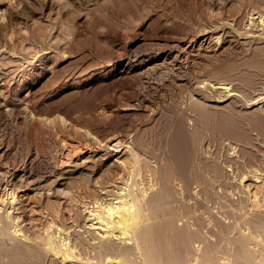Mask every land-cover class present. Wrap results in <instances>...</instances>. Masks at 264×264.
<instances>
[{
  "label": "rangeland",
  "instance_id": "1",
  "mask_svg": "<svg viewBox=\"0 0 264 264\" xmlns=\"http://www.w3.org/2000/svg\"><path fill=\"white\" fill-rule=\"evenodd\" d=\"M258 10L264 11V0H0V141L6 146L3 157L19 167L29 156L41 159L49 166L38 175L46 174L47 182L51 183L58 172L59 156L70 147L73 153H78L104 144L109 152L93 176L84 167L75 169L78 171L74 177L68 179L70 192L59 189L58 194V189L52 188L53 201L40 214L33 215L38 219L22 217L14 208L12 218L0 203V226L8 232L6 237L0 235V264H19L8 257L9 249L24 253L23 264H63L29 240L16 237L14 224L18 223L31 235L37 232L44 236L54 226L55 234L58 228L63 229V235L83 232L89 214L86 206L93 205L95 192L93 184L87 185L88 179L106 173L120 174L117 159L128 160L130 144L142 147L146 155L162 166L175 161L187 177L191 176L189 168L194 164L205 178L191 185V195L181 197L172 188L177 182L173 179L176 175L159 172L161 180L156 189L165 191L161 209L164 220L157 223L155 237L166 246L164 252L175 251L181 239L170 226V217L179 206L185 204L192 209L203 231L211 233L214 227L211 211L224 204L214 202L225 201L219 186L225 177L222 172L230 175L229 181L239 183L248 198V211L264 208L257 206L263 199L262 177L258 178L254 172L264 174V142L258 139L255 144H246L244 149L248 153L243 149L238 155L228 145V139L222 140V133L203 121L198 124L199 134L193 136L184 116L190 95L184 82L159 90L151 87L145 95L147 102H143V85L160 80L161 75L135 74L130 65L135 49L151 55L159 46H169L172 39H186L205 28L212 31L215 24L232 22L235 17L239 27L249 28L254 19L251 17ZM11 28L19 30L24 37L25 49L11 47ZM140 36L153 44L142 43ZM240 53L196 57L190 63L188 75L206 77L219 64L228 65L231 72L260 70L254 64H242ZM198 94L195 97L201 98L215 115L223 111L227 101L218 102L212 94ZM255 108L264 113V103L257 102L251 108L240 105L241 116L235 117L248 133L259 138L257 130L244 117ZM226 157L236 160L223 162ZM217 163L221 165L219 168ZM243 175L246 178L242 179ZM79 184L83 187L79 188ZM167 186L174 195L167 193ZM225 188L228 197L236 198L233 185L227 184ZM191 198L194 203H188ZM49 216L46 221L40 218ZM239 233L232 229L228 236ZM226 236L219 233L214 238L224 240ZM198 243V253H202L203 241ZM235 247V243L229 242L226 246L229 255L220 253L219 261H232ZM212 259L210 264H216V259L215 262Z\"/></svg>",
  "mask_w": 264,
  "mask_h": 264
},
{
  "label": "bare ground",
  "instance_id": "2",
  "mask_svg": "<svg viewBox=\"0 0 264 264\" xmlns=\"http://www.w3.org/2000/svg\"><path fill=\"white\" fill-rule=\"evenodd\" d=\"M251 19L253 20L246 29L238 26V18L235 17L231 19L234 23L215 24V29L212 31L205 28L204 31L192 37L172 39L171 42L169 41L171 44L168 43L169 46H163L160 43L161 46L156 48L151 55L143 54L139 49H135L132 53L133 61L130 64L132 73L155 75V77L156 74L161 75L160 80L156 82L151 80L143 85L141 97L143 102L146 101V92L151 87L159 90L176 82H184L183 86H187L190 93L184 116L187 118L192 135L199 134L198 124L203 121L210 128L214 127L218 130L217 132L222 133V140L228 139V145L238 155L246 150L244 149L246 144H255L254 141L258 139L264 142V113L260 109L249 110L244 116L251 123L252 129L257 130L259 138L248 133L235 117L241 116L240 105L251 108L257 102L264 103V11L258 10L256 16ZM11 29L9 41L11 47L18 50L25 49L24 37L19 30ZM141 42L153 44L143 37H141ZM232 51L242 53H240L242 64L247 66L254 64L260 67V70L255 73H246L241 70L231 72L228 65L219 64L215 65L206 77L201 75L189 77L188 70L194 58L224 56ZM200 92L212 94L218 102L227 101L222 106L223 111L215 115L201 98L195 97ZM103 145L101 144L102 147L94 146L95 149L90 151L79 150L78 153L76 151L73 153L71 147L67 149L65 154L59 156L58 168L56 167L58 172L55 178L48 183L49 176L38 175V173L42 169H47L49 165L43 164L41 159L38 160L32 156H29L20 167L15 164L11 165L7 158L3 157L6 146L3 141H0V203L5 206L6 214L11 216L14 208V211L20 212L22 217L26 215L28 219H38L35 217L36 214H40L44 208L47 209L49 203L53 201L52 188L58 189V194L71 189L68 179L74 177L73 174L78 171L75 170L77 167L89 170L91 176L97 173L96 169L102 165L104 159L109 157L107 147ZM245 152L248 153L247 150ZM128 154V160L119 161L117 159L121 167V173L117 176L106 173L102 177L88 179L87 185L93 184L95 192L92 196L93 205H85L89 214L83 232L75 231L72 235H63L65 234L62 232L63 229L58 228V233L55 234L57 229L53 223L55 228L48 229L46 235L40 236L37 232L31 235L15 223L12 229L13 234L20 239L29 240L32 245L42 248L52 256L54 261H60L63 264H210L211 257L213 261L216 259V264H264V208L248 211L246 209L247 195L238 182L229 181L230 175L227 176L225 172L221 173L225 177L219 182L225 201L215 200L214 202L224 204L219 205L217 210L211 211L214 227L210 235L203 231L199 217L184 204V207L179 206L170 217V226L178 232L181 239L176 244L175 251L164 252L166 246L161 245L164 244L162 241H160L161 244L157 242L155 237L157 223L164 220L161 209L165 191L164 188L156 189L161 180L159 172H164V175L167 172H170V175H176L173 179H177V182L172 184V188L181 197L191 195V185L198 182L199 178L203 181L205 178L197 172L194 164L189 168L191 176L188 177L182 174L183 171L180 172L181 168L173 160L166 166H162L160 162L153 161L146 155L140 146L130 144ZM234 158L226 157L223 162H235ZM220 166V163L216 164L217 168ZM254 172L258 178L262 177L264 191V174L257 175L256 171ZM244 177L245 175L242 179ZM227 184L233 185L236 189V198L232 199L226 194ZM81 187L83 186L79 184V188ZM167 187V193L173 194L172 188ZM262 198L257 202V206L264 207V192ZM194 202L195 200L191 198L188 203ZM30 215L31 217H28ZM40 218L46 221L51 217ZM232 229H237L240 232L239 235L229 237L228 233ZM219 233L227 234L224 240L221 239L222 237L214 238ZM7 234L6 228L1 225L0 235L6 237ZM200 240L203 241L202 253H198ZM229 242L236 244L235 257L232 261L229 259L219 261L220 253L229 255L226 250ZM6 252L9 258L15 259L19 264L24 263L25 256L22 251L9 249ZM199 260H201L200 263Z\"/></svg>",
  "mask_w": 264,
  "mask_h": 264
}]
</instances>
